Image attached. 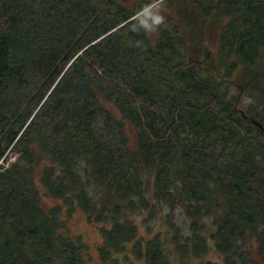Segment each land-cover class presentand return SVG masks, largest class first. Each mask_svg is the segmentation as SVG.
<instances>
[{
  "label": "trees",
  "instance_id": "obj_1",
  "mask_svg": "<svg viewBox=\"0 0 264 264\" xmlns=\"http://www.w3.org/2000/svg\"><path fill=\"white\" fill-rule=\"evenodd\" d=\"M78 210L102 264H264V0H0V264H91Z\"/></svg>",
  "mask_w": 264,
  "mask_h": 264
},
{
  "label": "rangeland",
  "instance_id": "obj_2",
  "mask_svg": "<svg viewBox=\"0 0 264 264\" xmlns=\"http://www.w3.org/2000/svg\"><path fill=\"white\" fill-rule=\"evenodd\" d=\"M131 1L133 2V0H131ZM157 15H158V12H157ZM159 17L164 18L165 14L160 13ZM150 31L151 32L156 31V25L154 23L150 25ZM215 34H216L215 29L212 30L210 33H207V34L205 33V35H207V36H205L206 42L210 45V47L213 50L217 49V44L215 43V40H214ZM44 201H45L46 205H48V206H53V205L57 204V201L51 200L48 198H44ZM69 224H70V229H71V232L73 233V235L74 236H81L89 245L91 256H92L91 264H102L100 257H99V252H98V248L103 242L99 227L93 223H89L85 214L80 210L76 211V213L70 219ZM141 233L145 234V230L142 229ZM208 259L213 261V262H217L218 264H221L220 258L216 254L210 255ZM132 261H133L132 264H145L144 261L136 260L133 257H132ZM194 264H198V261L195 262Z\"/></svg>",
  "mask_w": 264,
  "mask_h": 264
}]
</instances>
